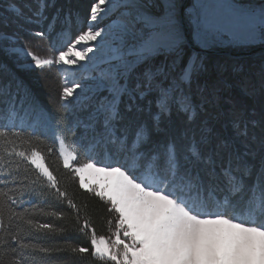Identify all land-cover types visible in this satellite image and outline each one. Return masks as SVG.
<instances>
[{
	"label": "snow or ice",
	"instance_id": "obj_1",
	"mask_svg": "<svg viewBox=\"0 0 264 264\" xmlns=\"http://www.w3.org/2000/svg\"><path fill=\"white\" fill-rule=\"evenodd\" d=\"M49 7L54 5L37 0L28 22L47 20ZM115 7L98 0L87 30L58 54L42 58L27 44L19 51L40 69L91 60L90 42L105 34L93 25ZM159 7L156 15L122 14L128 18L118 37L123 48L115 49L119 63L103 74L98 90L107 95L95 102L87 125L90 148L102 159L86 156L82 162L66 135L42 148L38 136L9 127L14 106L0 112V264H88L89 258L100 264H264V103L258 114L248 112L208 83L212 70L203 58L185 60L190 35L206 46L233 20L198 9L185 14L179 0H162ZM7 8L17 19L24 15L16 0ZM73 15L67 12L62 24ZM57 20L53 16L46 25L49 34ZM259 20L264 40V7ZM8 36L0 33V41ZM155 55L166 59L152 63ZM62 85V100L79 98V81L64 75ZM10 87L0 86V94ZM260 92L264 96V78ZM67 132L75 134L71 127ZM92 172L106 179L93 186L85 179ZM76 177L80 188L108 205L110 235L97 233L87 204L78 205L69 193ZM49 198L66 203L71 213L28 206ZM38 215L69 223L38 221ZM74 233L86 237L87 246L71 243ZM37 234L48 242L39 243Z\"/></svg>",
	"mask_w": 264,
	"mask_h": 264
},
{
	"label": "rangeland",
	"instance_id": "obj_2",
	"mask_svg": "<svg viewBox=\"0 0 264 264\" xmlns=\"http://www.w3.org/2000/svg\"><path fill=\"white\" fill-rule=\"evenodd\" d=\"M50 1L51 0H43L46 4ZM55 1V7L58 8L65 4L67 5L65 2L70 3V5L73 3L76 7L81 8L86 16L82 32L87 30L91 23L90 9L98 0ZM179 2L181 4L182 0H179ZM9 3L10 0H0V33L9 34V36L5 38V41H0V56L4 57L11 66H14L22 72H26L33 82L38 81V76L43 78L42 87L47 90V99L53 97V103H57L58 106L71 102L66 110L74 117H77L80 133L81 131L84 132L90 129L87 125L91 123L95 102L101 95H107L106 92L98 90V85L103 80V74L113 65L119 63V61L115 59L110 62L99 63L89 72L81 69V67H77L70 73L67 72V69L63 65L60 66L59 70L56 66L43 69L36 68L31 59L26 57L19 49H23L25 44H27L33 53L42 58L51 55L46 47V37H37L34 34L35 31L42 30L44 23L48 20H42L39 24L36 22H28V18L33 16L37 0H16V3L24 9V15L19 19L11 14V9L7 8ZM110 3L117 5V7L113 8L112 11L108 12L106 15L101 13L103 20L93 26L98 29L107 30V35L109 37H106L102 41L109 43L116 49L117 47L123 48L121 40L118 39V37L122 35L121 23L128 17L122 14L130 13L132 17L148 14L156 15L160 11L159 6L162 0H110ZM124 4H130L132 6L125 8L122 6ZM102 7L107 8L108 5H102ZM261 7H264V0H188L184 10L185 14L192 13L194 9H198L208 12L210 16L231 18L233 20L230 26L209 36L206 46L191 35L190 38L195 46L204 50L221 49L235 52L262 45L264 44V40L259 36V9ZM58 8L52 9L51 12L46 10L47 19L54 10L58 12ZM240 9L249 10V12L246 15H240L238 12ZM79 35L80 34H78V36ZM75 39L71 43H74ZM129 43H131V40H129ZM101 47L102 46L99 45L98 50H100ZM187 52L185 60L188 59L189 55L193 58L196 56L203 58V62L212 70L207 78L208 83L218 84L222 96L231 98L238 106L243 107L247 111L248 108H250L248 105L255 107L254 104H259L261 109L264 101L258 100V97L264 98L260 92L261 81L262 78H264V53L241 59H231L222 55L210 57L213 55L195 54V52L189 48H187ZM165 59L166 57L163 55H155L152 63L159 64ZM30 64L32 65L31 67H29ZM139 70H142V68L138 69V71ZM47 75L52 76V78H46ZM64 75H67L69 81L77 80L83 86L82 89H77L79 98L74 94L73 97L69 98V101L61 99L63 87L62 80ZM33 78H35V80H33ZM203 83L204 79L201 80V84ZM253 89L255 91H253ZM255 95L258 97L255 98ZM56 96L57 98H55ZM224 107L227 109L229 106L224 105ZM260 109L259 107L256 108L259 112ZM85 179L89 180L93 186H95L106 178L102 173L92 172L85 173Z\"/></svg>",
	"mask_w": 264,
	"mask_h": 264
},
{
	"label": "trees",
	"instance_id": "obj_3",
	"mask_svg": "<svg viewBox=\"0 0 264 264\" xmlns=\"http://www.w3.org/2000/svg\"><path fill=\"white\" fill-rule=\"evenodd\" d=\"M67 5L55 7L56 1L51 0L48 5H54L58 8V12L55 10L51 13L50 18L44 23L43 30L46 32L47 49H52L49 51L51 55L58 54L59 50H64L67 46L81 34L86 16L82 12L81 8L76 7L73 3ZM54 7H49L46 10L51 12ZM71 11L74 15L72 22L70 24L64 25L62 21L67 12ZM53 16H59V20L56 21L55 31L48 33L46 25L52 21ZM74 20V21H73ZM188 53V52H187ZM210 57H215L210 56ZM4 57L0 56V86L4 84H10V89L6 95L0 94V112H2L6 107L12 108L14 110L10 112L7 123L9 127H12L14 131L24 130L28 133H32L34 136H38L44 143L41 145L42 148L52 147L56 138L61 135H66L69 144L75 142L79 147L80 159L83 162L86 156H95L97 159H102L101 155H98L95 151L91 150L90 145L93 141V132L91 129L86 131H81L78 128L77 117L68 113V111L58 104H54L53 97L47 99V90L43 88V78L39 76L37 82H33L31 77L26 73L18 70L14 66H11L6 60L1 59ZM46 78H52V76L47 75ZM35 80V78H33ZM214 80V79H213ZM58 96V94H57ZM57 96L55 98H57ZM258 97L255 95V98ZM58 100V99H57ZM258 100H263V97H258ZM260 103V102H259ZM253 105V104H252ZM248 108V111L258 114L259 111L256 110L259 104H254L255 107ZM3 119H0V123H3ZM71 127L74 131L68 133L67 129ZM58 148V143L56 144ZM58 154V153H57ZM55 161V155L51 157L48 161L52 163ZM62 168L61 162V173L65 172ZM69 193L73 195L75 202L78 205L87 204V214L92 220L96 231L98 234L110 235L108 230L107 221L109 219L113 220L114 216L112 213L107 211L108 205L102 201L99 197L94 194H90L87 190L80 188L78 177L74 183H71L69 188ZM33 205L38 207H44L46 211L61 210L65 213H71V209L68 208L67 204H59L57 201L49 198L47 201L33 200L29 207ZM36 220L44 221L51 220L53 223L68 224L69 221H60L51 217L36 216ZM82 222V220H81ZM114 230V229H113ZM39 237L38 242L41 244H46L48 241L37 234ZM71 243L83 244L87 246V238L74 233L71 237ZM88 264H100V262L89 258Z\"/></svg>",
	"mask_w": 264,
	"mask_h": 264
},
{
	"label": "bare ground",
	"instance_id": "obj_4",
	"mask_svg": "<svg viewBox=\"0 0 264 264\" xmlns=\"http://www.w3.org/2000/svg\"><path fill=\"white\" fill-rule=\"evenodd\" d=\"M61 1V0H60ZM90 8V7H89ZM85 9V8H84ZM50 18V17H49ZM74 21V20H73ZM113 26V25H110ZM112 28V27H111ZM106 29V28H105ZM104 31V35H102L100 38L97 39V41L94 42H90L91 46H93L94 51L92 53H89V56L92 58L91 60L89 59H85L83 61H80L79 65L76 66H72L69 67L67 65H63L65 66V68L67 69V72L74 71L75 68L77 67H81V69L89 72L91 71L96 65H98L99 63L102 62H110L111 60H115L114 57L116 55H118V53L115 51V48L110 45L107 42H104L102 40H104L106 37H109L107 35L108 31L107 30H103ZM111 32V31H110ZM41 43V42H40ZM102 46L100 50H95L98 49V46ZM88 45H77V49H80L81 47H87ZM196 54V53H195ZM241 62V61H240ZM237 63V62H236ZM233 89V88H232ZM50 95V94H49ZM48 95V96H49ZM226 96V95H225Z\"/></svg>",
	"mask_w": 264,
	"mask_h": 264
},
{
	"label": "water",
	"instance_id": "obj_5",
	"mask_svg": "<svg viewBox=\"0 0 264 264\" xmlns=\"http://www.w3.org/2000/svg\"><path fill=\"white\" fill-rule=\"evenodd\" d=\"M188 0H182L181 5H182V11L184 12L185 8H186V4H187ZM188 48L191 49L193 52L197 53V54H211V55H222L226 58H231V59H241V58H246V57H250L252 55H256V54H260V53H264V44L259 45V46H255L252 48H248L245 50H239V51H235V52H231L228 50H213V49H209V50H204L201 49L197 46H195L189 36V44H188Z\"/></svg>",
	"mask_w": 264,
	"mask_h": 264
}]
</instances>
